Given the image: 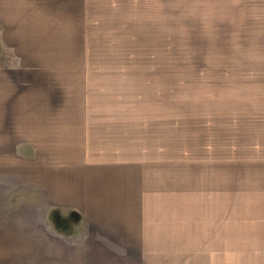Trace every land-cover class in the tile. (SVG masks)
I'll return each mask as SVG.
<instances>
[{"label":"crops","instance_id":"1","mask_svg":"<svg viewBox=\"0 0 264 264\" xmlns=\"http://www.w3.org/2000/svg\"><path fill=\"white\" fill-rule=\"evenodd\" d=\"M203 62L264 63V0H0V160H20L42 194L35 244L0 246V264H140L165 253L156 249L172 242L173 164L196 208L223 170L232 182L220 213L181 215L196 240L186 253L264 264V159L204 157L208 136L190 130L173 161L165 72L39 65Z\"/></svg>","mask_w":264,"mask_h":264},{"label":"rangeland","instance_id":"2","mask_svg":"<svg viewBox=\"0 0 264 264\" xmlns=\"http://www.w3.org/2000/svg\"><path fill=\"white\" fill-rule=\"evenodd\" d=\"M39 65L50 70L93 73L128 70L140 72L143 74H140L141 76L147 74L146 76L149 77L155 76L150 75L152 73L165 72L169 77L166 81L170 85L168 89V85L164 89L163 97L172 110L173 161L180 162V144L185 147L179 139L180 135L183 140L186 139V133L188 140L194 138L190 130H201L208 136L203 139L205 149L208 148V152L206 153V150L204 152V157L216 154V159L219 160L228 157L236 160L264 159V63H44ZM11 67L17 72L35 69L31 64H11ZM96 81H105V79L101 80L99 77ZM154 100L156 101L152 98V101ZM192 124L199 126L191 127ZM19 162L20 160H0V246L34 245L37 231L42 230V226L37 223L42 216L40 205L42 194L36 190L34 181L30 184L22 180V177H26L23 174L20 176ZM174 165L171 205L169 208L166 207L164 212L172 215L169 224L172 233L171 246L156 249L165 253L141 254L139 263L211 264L213 258L211 255L186 253L190 251V248L187 249L190 243L194 244L196 240L194 237L185 239L190 234L182 227L180 218L182 214H205L212 213V210L213 213H220V210L226 209L229 199L226 194L232 182H228L230 178L223 170L221 172L223 177L221 176L215 184L219 190L215 191L212 199L210 197L208 200L212 204L203 200V204L201 202V206L199 204L196 208L191 199L185 197V184L183 186L180 177L181 168ZM210 205L214 208L211 209ZM154 209L155 213H163L162 202H157Z\"/></svg>","mask_w":264,"mask_h":264}]
</instances>
